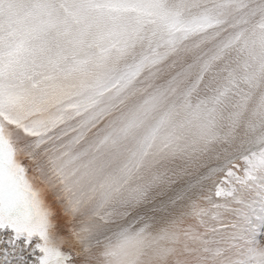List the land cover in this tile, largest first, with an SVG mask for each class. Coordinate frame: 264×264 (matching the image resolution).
I'll return each mask as SVG.
<instances>
[{"label": "bare ground", "instance_id": "6f19581e", "mask_svg": "<svg viewBox=\"0 0 264 264\" xmlns=\"http://www.w3.org/2000/svg\"><path fill=\"white\" fill-rule=\"evenodd\" d=\"M164 1L0 0L10 162L79 264H264V83L217 73L254 44L233 39L234 11L185 22ZM253 1L248 25L264 18ZM174 27L178 41L159 40Z\"/></svg>", "mask_w": 264, "mask_h": 264}, {"label": "snow or ice", "instance_id": "6c2138e0", "mask_svg": "<svg viewBox=\"0 0 264 264\" xmlns=\"http://www.w3.org/2000/svg\"><path fill=\"white\" fill-rule=\"evenodd\" d=\"M80 258L57 249L43 217L13 183L0 179V264H79Z\"/></svg>", "mask_w": 264, "mask_h": 264}, {"label": "rangeland", "instance_id": "374dc122", "mask_svg": "<svg viewBox=\"0 0 264 264\" xmlns=\"http://www.w3.org/2000/svg\"><path fill=\"white\" fill-rule=\"evenodd\" d=\"M220 1V2H219ZM239 1H244V2H246L245 3V7L244 8H242V7H238V2ZM253 0H227V2L229 3V5L231 6L230 7V9L231 10H229V11H227L226 10V5H225V8L223 9V7H222V4H223V0H165L164 2H163V5L162 6H164L163 8L165 9V10H167L168 11V9H170V10H172V9H175V10H178L179 12H178V15H179V19H181V20H184L185 22H187V20L189 19L190 20V18L193 16V14L195 13V12H202L201 14H205L206 16H208L209 18H214L213 20H215V19H217V20H221L222 21V23H227L228 25H230L231 23H235V25H237L238 26V28L240 29L241 28V30H240V34L238 35V33H236L235 34V36H233V39H235L236 38V40H237V38H238V40L239 39H248V41L250 40V42L249 43H252V44H254L253 46H252V51L250 52V57H252L253 58V60L251 59V58H249V54H248V44H245V46H243V48H242V50L241 49H235V50H237V51H235L234 50V52H239L238 54L237 53H234V56H235V58H234V56H233V60H235V61H238V62H236L238 65H236V67H235V65L231 68L232 69V71H230L229 69H227V70H225V65H226V63H225V65H223V66H221L222 68L217 72V73H222V75L224 76V74H227V75H225V77L223 78V79H225L226 77V81H225V83L226 84H230L232 87H234V88H237L239 85H241L243 88H245V86L247 85H250V84H248L247 83V81L248 82H250L249 81V79L248 80H246L244 77L243 78H238V80H236V78L237 77H239L238 75H237V73H236V70H237V72L239 73V74H241V73H246V74H251V71L252 70H254V71H252L253 73L250 75V80H252V79H255V80H257V81H255V83L257 84V85H255L254 84V82H253V84L252 85H250V86H253V85H255V86H258L259 85V87L261 86L260 84H259V82L262 84V83H264V73H263V71L261 72V71H258L259 70V66L260 65H262V62H263V60H264V48H263V50L261 49L262 48V45H263V43L260 41V37L256 34V33H254L255 32V27L257 26V30H259V23L262 21V19H264V18H262V19H259L258 20V23H256L257 21H254V23L252 24H249L250 25V27H249V25H248V20H247V17H249L251 14L249 13V12H247V11H249L248 9H249V6H251L252 5V3H256L255 1H253ZM203 2V3H202ZM217 2V3H216ZM233 2V3H232ZM237 2V3H236ZM252 2V3H251ZM167 3H170L169 5H166ZM197 3V4H196ZM205 3V4H204ZM213 3V4H212ZM222 3V4H221ZM186 4V5H185ZM232 4V5H231ZM234 4L236 5V6H234ZM247 4H249L248 6H247ZM196 5V6H195ZM211 5V6H210ZM166 6V7H165ZM220 6V7H219ZM224 6V5H223ZM219 7V8H218ZM236 7V8H235ZM238 7V8H237ZM248 7V8H247ZM197 8V9H196ZM222 8V9H221ZM242 8V9H241ZM199 9V10H198ZM206 9H208V10H206ZM212 9L213 11H210V10ZM222 11H221V10ZM235 9H237L238 11H236ZM190 10H192L191 11V13L190 14H188V12L190 11ZM197 10V11H196ZM204 10V11H203ZM247 10V11H246ZM209 11V12H208ZM218 11V12H217ZM230 11H234V13H233V17L231 18L232 19V21H231V19L230 18H228V16H230L231 15V13L232 12H230ZM184 12V13H183ZM237 14H236V13ZM239 12V13H238ZM246 12V13H245ZM213 13V14H212ZM218 13V14H217ZM250 14V15H249ZM223 15V16H222ZM225 15V16H224ZM118 17H120V18H118V24L119 25H121V26H123V27H126V23H127V21H126V19L125 18H123V17H121V15L120 16H118ZM235 17V18H234ZM224 18H226V19H224ZM228 19H230V20H228ZM243 21L244 22V24L241 22V21ZM230 21H231V23H230ZM239 21V22H238ZM241 23H242V25H241ZM256 23V24H255ZM244 25V26H243ZM254 25H256V26H254ZM181 26V25H180ZM180 26H178V27H180ZM243 26V27H242ZM150 27L152 28L153 26H151L150 25ZM178 27L175 29V27L174 28H171V30L170 31H168V33H166L167 34V37H166V35H160V38H159V40H162V39H164V38H169V40L167 39L166 41L165 40H163V41H161V43L162 44H158V48L160 47L161 48V50H163V48H162V45L164 46L165 45V42L166 43H168V42H170V40H171V36H169L168 34H169V32H170V34H172V40L171 41H173V40H177L178 41V39L179 38H177V37H179L180 35L182 36V35H184V34H179L178 36H177V33H178ZM259 27V28H258ZM150 28V29H151ZM184 29L185 28H187V26L186 27H183ZM183 28H181L182 30H183V32H187V30L185 29H183ZM174 29V30H173ZM243 29V30H242ZM252 29H254V30H252ZM188 30H189V28H188ZM251 30V31H250ZM260 30H262L261 28H260ZM246 31H248V32H246ZM152 32V31H151ZM175 32V33H174ZM252 32H253V34H252ZM249 33V34H248ZM165 34V33H164ZM176 34V35H175ZM246 34H248V36L245 38V37H243V35L245 36ZM250 35V36H249ZM254 35H257V36H254ZM177 38V39H174L175 37ZM187 36H189V35H187ZM253 36V38L254 39H252L251 37ZM257 37V38H256ZM124 38V37H123ZM165 41V42H164ZM179 41H181V40H179ZM251 41H253V42H251ZM258 41H260V42H258ZM182 43H183V41H181ZM256 42H258V43H256ZM259 43H261V44H259ZM247 45V46H246ZM258 46H260V47H258ZM264 46V45H263ZM239 47H241V46H239ZM257 49H256V48ZM258 50V51H257ZM262 50V51H261ZM246 52H247V55H246ZM241 53V54H240ZM257 55H256V54ZM243 54H244V56H243ZM238 55V56H237ZM260 55H261V57H260ZM237 56V57H236ZM240 56H242L241 58H240ZM239 57V59H241V61L240 60H238L237 58ZM260 57V60H262V62H260L259 63V60H257L258 58ZM255 59H256V61H258V62H255ZM214 60V59H213ZM212 60V61H213ZM251 61V62H250ZM243 62V63H242ZM240 63H242V64H240ZM253 63V64H252ZM256 63V64H255ZM250 64V65H249ZM210 65V64H209ZM242 65V66H241ZM252 65H255V67L254 66H252ZM256 65H258V66H256ZM241 66V67H240ZM248 66V67H247ZM251 66V67H250ZM251 69H250V68ZM258 67V68H257ZM226 68H227V66H226ZM257 69L256 70V73L257 74H255V69ZM241 69V70H240ZM246 69V70H245ZM248 70V71H247ZM225 71V72H224ZM246 71V72H245ZM224 72V73H223ZM241 72V73H240ZM248 72V73H247ZM250 72V73H249ZM235 74L236 73V78H234L235 80H236V82L238 83H236V82H234L233 81V83H230L231 81L229 80V77L228 76H230V74ZM229 74V75H228ZM220 74H218V76H219ZM243 75V74H242ZM248 75V76H249ZM258 77H257V76ZM222 76V77H223ZM234 76V75H233ZM220 77L221 76H219L218 77V81H219V79H220ZM261 77H262V79H261ZM223 79L222 80H220L219 82L220 83H222V81H223ZM261 79V80H260ZM240 80V81H239ZM245 80V81H244ZM259 81V82H258ZM263 81V82H262ZM243 83V84H242ZM234 84V85H233ZM235 84H236V86H235ZM223 87V86H222ZM263 88V87H262ZM261 199H263L262 201H260V203L261 202H264V195H263V197L261 198ZM255 203H258L259 204V202L258 201H253L251 204L249 203V208L251 209V211H254V208H255ZM253 204V205H252ZM258 258H261V257H259L258 256ZM258 258H256L257 259V261L255 260V262L257 263V262H259V261H261V259H258ZM264 259V258H263ZM262 259V260H263ZM259 260V261H258ZM254 262V263H255Z\"/></svg>", "mask_w": 264, "mask_h": 264}, {"label": "water", "instance_id": "95a60500", "mask_svg": "<svg viewBox=\"0 0 264 264\" xmlns=\"http://www.w3.org/2000/svg\"><path fill=\"white\" fill-rule=\"evenodd\" d=\"M10 158H11L10 151H8L6 147V142L0 134V179H2L6 185L14 183L19 188L20 192L23 195H25L26 193L30 194V191L27 188H25L23 182L21 181V178L19 177L18 174L19 166L17 164H13L12 162H10ZM27 197L29 198L28 201L33 205L34 210L41 215V210L39 209V206L34 204L30 200L29 196Z\"/></svg>", "mask_w": 264, "mask_h": 264}]
</instances>
